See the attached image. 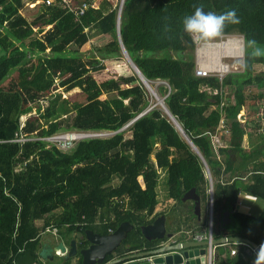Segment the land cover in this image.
<instances>
[{"label": "trees", "instance_id": "16d2710c", "mask_svg": "<svg viewBox=\"0 0 264 264\" xmlns=\"http://www.w3.org/2000/svg\"><path fill=\"white\" fill-rule=\"evenodd\" d=\"M121 1L43 2V12L29 22L21 13L24 0H0V264H16L26 253L36 255L49 229L80 238L86 230L109 233L126 221L133 229L106 261L159 248L167 238L149 241L141 227L165 215L156 211L157 171L162 168H167L169 197L185 205L184 194L195 188L201 218L207 213L210 185L203 161L164 109L154 106L128 125L152 107L151 93L125 59L118 26L127 53L147 82L153 88L165 82L156 87L157 93L210 169L213 221L220 227L213 237L264 242V207L259 216L237 210L242 192L264 201V135L246 150L240 115L249 99L248 87L264 88V72H254L256 63L264 64V54L251 56L246 43L255 39L264 46V0H124L119 19ZM83 3L87 8L79 15ZM196 5L217 13L236 10L239 23L227 24L220 35L244 38L242 72H230L223 79L196 75V42L181 24ZM92 28L112 37L97 49L102 59L68 55L72 44L77 52L92 49ZM35 52L44 55L33 59ZM58 87L80 91L62 100L61 94L55 95L42 112L38 108L40 117L29 116L21 127V116ZM226 87L231 92L225 96ZM113 93L111 98L105 95ZM221 119L229 134L226 146L217 148L213 134ZM72 131L113 134L80 140L67 151L48 147L41 139L14 141L22 135L45 138ZM158 136L164 142L155 149ZM189 211L187 230L194 232L203 219L197 220L194 204ZM226 211L236 227L223 224ZM255 254L244 243L218 245L214 261L253 264ZM78 257L75 264H83ZM59 264L73 263L69 259Z\"/></svg>", "mask_w": 264, "mask_h": 264}, {"label": "water", "instance_id": "95a60500", "mask_svg": "<svg viewBox=\"0 0 264 264\" xmlns=\"http://www.w3.org/2000/svg\"><path fill=\"white\" fill-rule=\"evenodd\" d=\"M123 3L124 0L121 1L119 19L121 16ZM119 23L120 21H118V24ZM117 35L124 56L129 61L131 66L134 68V70L137 72L138 76L140 77L144 85L149 89V84L147 80L144 78L138 67L131 60L129 54L127 53L123 45L119 26H118ZM158 98H159L158 103L161 104V107L164 109V111L168 114L170 118H172L171 120H175L173 119L175 117L171 114V112L169 111V109L167 108L164 102L165 98H160V97ZM152 108L153 107L149 108L148 110L140 114L128 125L132 124L136 119L144 115ZM174 122L175 121H173V123ZM126 127L122 128L121 130L125 129ZM182 132L184 134L183 136L186 138V140L189 142L192 148L198 153V155L202 159L207 177L208 179H210L209 168L205 160L203 159V156L198 151L197 147L193 144L191 139L183 131V129ZM210 193H211V206H213L212 183H210ZM182 201L183 202L193 201L194 212L197 215V217L200 218L201 215L200 197L196 193L195 188H192L189 191H187L184 194ZM229 215H230L229 211L224 212L223 215L224 225L231 222V218L229 217ZM132 229H133V225L130 222L126 221L121 223L116 230L109 232L107 234H99L93 232L92 230H86L84 236L80 237L79 239L75 237L71 239L69 241L68 246L65 245L64 240H61L54 245L49 242V244L51 245L50 246L51 253L49 255H45L47 249L43 246L48 244L42 243L39 256H41V259L44 264H48L47 261H53L56 256L58 257V251H60L63 254L61 256V259L63 261H67L69 259L75 258L78 255H80L82 257L83 264H151L147 260L148 257H153V264H206L208 257H210V255L212 254L213 246L241 242L249 245V247L255 249V251H257L260 246L255 242L241 236H223L215 239L209 238L207 240H202V241L194 240V241L177 242V243L171 240L167 244L161 245L159 248H156L154 250L130 253L122 257L114 258L110 261H106L107 256L113 254L116 251V249L121 245L123 240L126 239L128 233ZM141 231L143 236L149 241L158 240V239L162 240L165 238H171L173 236L172 233L167 232L165 215L159 216L151 224L142 226ZM80 239H84L88 243H90L89 246L82 245ZM16 264H36V256L32 253L23 254L16 260Z\"/></svg>", "mask_w": 264, "mask_h": 264}, {"label": "rangeland", "instance_id": "374dc122", "mask_svg": "<svg viewBox=\"0 0 264 264\" xmlns=\"http://www.w3.org/2000/svg\"><path fill=\"white\" fill-rule=\"evenodd\" d=\"M43 2H44L43 0H24V7L22 8L21 13L27 18V20L29 22H32L33 19L37 15H39L41 12H43V9L45 8L42 5ZM88 33L90 36L92 49H90L87 52H77L76 51L77 46L72 44L67 49L68 55H76V56L81 57L83 60H88L93 55H97L98 58L102 59V57L99 55L97 49L103 47L108 42H110L112 39L111 35L110 34L97 33L94 28L90 29L88 31ZM40 35L41 34H39V36ZM229 38L241 40V42L243 44L242 55H240L239 57H236V56H238L237 49H236V47L233 46V47H231L233 49L228 51L225 56H227L229 54V52L231 53V51H232L233 53H235L234 54L235 57H228V56L225 57L224 56L223 58L220 59V61L222 62V64L228 63L230 65L231 71H229V73L230 72H242L244 70V57H245L246 46H245L244 38L240 34H232V35H225V36L224 35H218V36H216L210 40H207V41H202V40L196 39L195 40V42H196L195 58H196L197 66H199L198 65V61H199V59H198L199 58L198 57V48L199 47H202L203 44H208V43L210 44L213 42H216V43L223 42ZM26 44L27 45L29 44V40L26 41ZM260 47L264 48V46H260ZM49 51H50V49H48L46 51V53H49ZM43 55H44V53L38 54V52H35L32 54V57H33V59H37L38 56H43ZM205 55L208 56L209 54H205ZM210 55H211V53H210ZM211 57H213V56H211ZM125 59H126V57H125ZM254 70H255L254 71L255 74L263 73L264 72V64L256 63L254 65ZM160 84H165V82L159 81V82L155 83L156 87L159 86ZM156 87L155 88L152 87L153 90L150 91V93H151V100L150 101L152 103V107H154V106L161 107L160 103H158L159 100L153 94V92L157 93ZM79 91L80 90L78 88H76L72 91H64L60 87L54 88L49 93H46L47 96H44L43 98H41V101L38 102L37 105H33L32 111L27 113L26 115L24 114V116H22L21 119L24 120L26 117H29L31 115H35V117H40L39 116L40 111L38 110V108L40 107V110L42 112V110L47 108V106L49 105L50 99L54 98L55 95H57V94H61V100H62V99L68 98L69 96H71L75 92H79ZM224 92H225V96H226L227 94H229L231 92V88L226 87L224 89ZM213 93H216V91H213ZM247 93L249 94V99L247 100L245 107L243 108V110L240 113V115L244 118L241 121H242V125H244V127H245L246 134H249V136H251L250 134H253V136L255 138V140H253V141H254V144H256V143L260 142V137H261L260 134L262 133L264 135V88L258 89V88H255L253 86H250V87H248ZM105 95L107 97L111 98V97H114L116 94L113 93V94H105ZM157 95L161 98L159 93H157ZM246 118H247V121L243 122V120H246ZM42 124H43V126L46 127V124L44 121H42ZM218 132L219 133L213 134V137H214L213 140H215L214 142L216 145L220 144V142L217 141L216 136L219 137L221 135V131H218ZM112 134L113 133H108V134H105L103 137H108ZM255 134H256V136H255ZM130 135L131 134L129 132L126 133L127 137H130ZM224 139H225L224 142L226 143L228 140V137L225 136ZM163 140H164V137H162V136H158V137L154 138L155 149H157L161 146L162 142H164ZM218 156H220V158L223 157L221 155H218ZM174 157H175V153L172 150L171 151V158H174ZM166 169L167 168H162V169H159L157 171V173H158V183H157L158 205H157V211L167 213L168 215L174 214L177 219L181 220V219H183L182 216L184 215L183 211L185 210V205L182 203H176V201H173V199H171L169 197V194L167 192L168 187H167V170ZM165 170H166V172H165ZM118 182H119L118 179L115 178L113 183L116 184ZM258 200L263 203V200H261V199H258ZM192 204L193 203H191V202L188 204L189 208L192 207ZM231 225L233 227H236L237 224L235 222H233V223L231 222ZM211 227H212V230L218 229L217 219L215 220V222L214 221L211 222ZM167 229L169 230V228H167ZM54 234L56 235V232H54ZM50 235L51 234H49L47 232L43 233L42 238L48 237ZM42 243H44V242L41 239V244ZM164 243H165V241L162 242L161 245H163ZM58 259H60V257H57L56 260H58Z\"/></svg>", "mask_w": 264, "mask_h": 264}, {"label": "crops", "instance_id": "0c3cea01", "mask_svg": "<svg viewBox=\"0 0 264 264\" xmlns=\"http://www.w3.org/2000/svg\"><path fill=\"white\" fill-rule=\"evenodd\" d=\"M246 121H247V118H246L245 122ZM250 135L251 136H249V134H245V137H244V140H243V147L246 150H248L252 146H254V141L253 140H255V138H254L253 134H250ZM255 136H256V134H255ZM166 170H165V172H166ZM209 173L211 174L210 169H209ZM206 176H207V174H206ZM211 177H212V175H211ZM207 179H208V177H207ZM209 180L210 179H208V181ZM210 183L211 182L209 181V185H210ZM212 188H213V181H212ZM258 199L259 198H257L254 195L248 194L246 192H242L240 194V196H239V199H238L237 210L241 211L243 213L249 214V215L259 216L260 213L262 212L263 207H264V201L262 203ZM190 202L194 204L193 201H187L185 203V210L183 211L184 215L182 216L183 219H181V220L177 219L174 214L168 215L167 213H165V216H166V228H169V230L167 229V232L168 233H172L173 236L171 238H167L163 245L167 244L171 240H173L175 243H177V242H188V241H194V240L202 241V240H207L209 238H214L213 237V230H212V227H211V222L213 221V206H211V193H210V200H209V206H208V209H207V213H206V215L203 216V218H201V215H200V218L197 217V220L199 222H200V220L202 221V219H203V221H202L201 226L199 228H196V230L194 232L191 229L187 230V226H188L187 218H189V216H190V215H188V212H190L189 211L190 208H189L188 204ZM156 211H157V208H156ZM229 217H230V215H229ZM194 222H195V220H194ZM217 223H218V229L217 230H220L219 222H217ZM178 226L181 227L180 231H177V227ZM54 231L56 232V235L54 234ZM110 232H112V230H110ZM51 234L54 237H51V235H50V236H48L49 238L48 237L41 238L44 243L48 244V245H43L47 249L45 255H49L51 253V251H50V246L51 245L49 244V242L52 243L53 245L56 244L57 242L61 241V240H64V242L65 241L69 242L71 239H73L74 237L76 238V236H77V233H75L72 238H68L66 236V234H62V235L58 234L56 229H54ZM237 243H241V242H237ZM68 244H65V245L68 246ZM233 249H236V248H233ZM250 249H253V248H250ZM40 250H41V245H40V249L37 250V251H40ZM215 254H216V246H213L212 247V254L210 255V257H208L206 264H210V263L211 264H215V261H214ZM62 255L63 254H60V253L58 254V257H60V259H58L59 261L56 260L57 259V256H56L53 261H47L48 264H59L60 261L62 260L61 259ZM210 259H211V262H210ZM39 260L43 263V261L41 259V256L39 257ZM70 260L72 261L73 264H75L79 260V257L77 256V257L72 258Z\"/></svg>", "mask_w": 264, "mask_h": 264}, {"label": "built area", "instance_id": "2783aa9c", "mask_svg": "<svg viewBox=\"0 0 264 264\" xmlns=\"http://www.w3.org/2000/svg\"><path fill=\"white\" fill-rule=\"evenodd\" d=\"M44 2H46L48 5H51L55 0H43ZM60 3L69 5V0H58ZM87 8V3H83L80 9V13L79 15H83V13L85 12V9ZM215 43V42H213ZM208 44H203L202 47L198 48V65L196 67V75L198 77H208V76H217L220 79H223V77L225 75H227L229 73V71H231L230 65L228 63L226 64H222L221 61H216L213 57H211V55L209 54L208 56H206L204 54H200V50L204 49ZM235 53H233L231 51V53H229L227 56L228 57H235L234 55ZM225 56V57H227ZM239 57V56H236ZM26 115V114H25ZM24 116V115H22ZM21 116V118H22ZM28 117H26L24 120L21 119V127L24 126L25 121L27 120ZM245 120H243L244 122ZM242 122V121H241ZM218 131H221V135L217 138V141L220 142L219 145L215 144V140H213V143L215 145V147H223L226 146L225 141V136L229 134V129L228 126L225 124L224 119H221L220 121V125L216 131V133H219ZM111 132H105V131H72V132H66V133H58L55 134L53 136L50 137H45V138H35V137H27L22 135L21 137H18L16 139H14V141L17 142H21L24 143L26 141H33V140H44L46 142H48V147L49 146H56V148H58L59 150L62 151H67L69 149H71L78 141L83 140V139H88V138H97V137H103L105 134H108ZM224 137V138H223ZM214 138V137H213ZM210 176V182L212 183V177L211 174L209 173ZM50 230V229H49ZM55 232V231H54ZM253 252L256 253L255 249H252ZM237 250L236 249H232L231 254H236ZM60 253V251H58V254ZM148 262L153 264V257H148L147 258ZM211 262V259H210ZM211 264V263H210Z\"/></svg>", "mask_w": 264, "mask_h": 264}, {"label": "clouds", "instance_id": "9594fccd", "mask_svg": "<svg viewBox=\"0 0 264 264\" xmlns=\"http://www.w3.org/2000/svg\"><path fill=\"white\" fill-rule=\"evenodd\" d=\"M239 21L235 9L217 13L205 11L201 5H196L190 14L182 18L181 24L183 32L194 40L207 41L220 35L227 24H238ZM246 43L251 56L264 54V48H261L255 39H248ZM253 264H264V242L256 251Z\"/></svg>", "mask_w": 264, "mask_h": 264}, {"label": "bare ground", "instance_id": "6f19581e", "mask_svg": "<svg viewBox=\"0 0 264 264\" xmlns=\"http://www.w3.org/2000/svg\"><path fill=\"white\" fill-rule=\"evenodd\" d=\"M233 46L236 47L238 56L242 55V52H243V44H242L241 40H239V39H233V38H229L226 41L219 42V43H216V42L215 43H210L204 49H201L200 50V54L202 55L204 53H206V54H210L211 53V56H213V58L218 62V61H220L221 58H223L226 55V53L228 51H230V50L233 49V48H231ZM152 90H153L152 89V86L149 84V91H152ZM153 94L159 100V98H158L159 96L157 95V93L156 92H153ZM173 119H175V118H173ZM172 121H175L174 122L175 125L177 126V128L179 129V131L183 134L182 128H181L180 124L176 120H172Z\"/></svg>", "mask_w": 264, "mask_h": 264}, {"label": "flooded vegetation", "instance_id": "af4514ba", "mask_svg": "<svg viewBox=\"0 0 264 264\" xmlns=\"http://www.w3.org/2000/svg\"><path fill=\"white\" fill-rule=\"evenodd\" d=\"M50 232H48L49 234H51L52 232L51 231H53V230H49ZM58 233V232H57ZM95 233H99V234H107V233H104V232H95ZM77 236H80V235H77ZM51 237H54L52 234H51ZM49 238V237H48ZM69 242H67V241H65V244H68ZM89 244L90 243H88L87 242V244L86 245H84V246H89ZM83 247V246H82ZM39 253H40V251H37V253H36V264H39L40 263V260H39ZM115 253V252H114ZM61 254V253H60ZM119 257H122V256H117V257H114V258H119Z\"/></svg>", "mask_w": 264, "mask_h": 264}]
</instances>
